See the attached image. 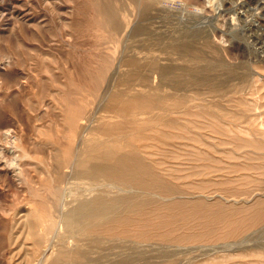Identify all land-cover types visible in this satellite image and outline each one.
Wrapping results in <instances>:
<instances>
[{
  "label": "bare ground",
  "instance_id": "6f19581e",
  "mask_svg": "<svg viewBox=\"0 0 264 264\" xmlns=\"http://www.w3.org/2000/svg\"><path fill=\"white\" fill-rule=\"evenodd\" d=\"M134 1L139 5L145 2L132 0V3ZM251 2L257 5L256 9L264 11V0ZM95 10L100 17H111V11L100 1ZM52 13L57 15L59 12L54 8ZM231 18V21L230 17L223 21L225 29L214 30L207 44L208 55L200 49L193 51L190 77L183 72L169 77L164 68L154 66V72L161 77L156 87H151L148 77L138 74L123 84L127 86L128 109L133 115L126 121L111 124L110 132L116 135L125 130L132 135L139 133L141 136H135L140 139L139 146L117 144L118 140L116 144L108 145L107 141L85 139L88 128L84 120L90 119L85 105L82 101L69 106V134L81 141L71 154L56 158V175L45 183L50 192V211L40 214L28 208L19 220L32 241L28 249H33L22 264H32L37 256L40 264H264V242L259 239L264 235V51L260 53L257 39L246 38L239 30L241 26L238 27L236 17L232 15ZM124 22L127 28V19L124 18ZM107 24L109 20L104 19L103 25ZM70 25L65 23L66 28ZM40 26L37 27L42 31ZM15 27L10 29L12 34L19 28ZM111 28L115 35L121 32L117 25ZM235 33L238 34L236 40ZM235 64L243 65L246 71L237 74L234 69H227ZM5 74L0 68V79ZM94 82L99 83V80ZM5 83L7 85L9 81ZM109 86L104 96L114 97ZM164 86L167 90H162ZM138 88L150 91L142 93ZM26 99L28 101V97ZM47 109L50 108L47 106ZM104 111L113 113L101 116L105 119L120 115L112 108ZM166 114H177V118L169 119ZM104 123L108 125V122ZM13 129L2 131L0 137L8 139L12 148H21L24 156L29 157L25 141ZM150 140L157 142L151 144ZM4 150L1 149L4 156H0V170L6 176L13 169L15 159L11 157L12 153ZM24 156L19 154L18 157ZM27 166L21 162V177L16 175L18 179L32 183L34 180ZM72 180L90 188L81 190L69 201L67 186ZM99 184L102 192L85 198L97 192ZM234 184L245 188L243 186L240 195L237 193L240 190H232L227 197L243 195L246 198L235 199L234 204L225 202L226 197L212 201L214 188ZM31 191L38 195L35 187L31 186ZM81 237L98 245H107L103 250L113 252H102L92 259L88 255L90 252L82 248ZM245 248L253 250L247 252Z\"/></svg>",
  "mask_w": 264,
  "mask_h": 264
},
{
  "label": "rangeland",
  "instance_id": "374dc122",
  "mask_svg": "<svg viewBox=\"0 0 264 264\" xmlns=\"http://www.w3.org/2000/svg\"><path fill=\"white\" fill-rule=\"evenodd\" d=\"M3 1V3L0 1V68L3 69L6 76L4 75L0 79V88L2 87L0 89V134L8 128H14L13 130L19 132V135L21 134L30 156H24V151L21 148H12L13 145L8 139L0 137V145L3 143L0 147V156H4L1 155V149L3 148L5 149L4 152L9 151V154L12 153L10 155L15 159L12 166L15 167L13 169L16 171L11 169V172L5 176V173L0 170V186L2 187H0V264H22L27 253L33 251V249H28L31 247L32 241L28 239L26 229L21 228L19 220L22 219L28 208V210L39 211L40 214L50 211V192L45 183L47 184V180H50L54 174L56 175L54 172L56 158L71 154L81 141L80 138H75L69 134L67 112L70 105L80 104L82 101L85 105L84 109L90 118L88 121L84 120L85 127L88 128V133L84 135L85 139L95 138L96 141H107L108 145H114L118 140L117 144L139 146L140 139L135 137L139 133L132 135L129 130H125L117 136L110 132L111 124L132 118L133 114L128 109L127 86H123V84H126L135 74L148 77L151 81V87H156L161 80L160 75L154 72V66L164 68L165 74L169 77L181 72L186 77H190L193 66V51L200 49L205 55H208L207 44L211 35L217 28L225 29L222 23L229 20V17V21H231L232 15L236 17L238 27H242L239 30L244 32V36L250 40L257 39L258 49L259 51L262 50L260 53L264 51L262 49V46H264V11L256 9L257 5L251 0H145L140 5L135 1L132 3V0ZM49 1L50 4H47ZM98 1L111 11L110 18L108 16L107 18L106 16H98L95 10ZM80 4L83 5L79 6ZM53 5L63 15L53 14ZM68 9H71V12ZM65 11L69 13L66 14ZM260 12L262 13L260 14ZM76 16L78 17L76 18ZM124 18L129 23L127 28L125 27ZM64 19H67L66 22L71 23L70 28L68 26L66 28ZM104 19H108L109 24L103 25ZM61 24L64 26H61ZM15 25L19 28L16 34H12L10 29ZM114 25L121 29L118 35H115L113 28H111ZM37 26H40L42 31ZM233 36L236 40L238 34L235 33ZM14 37H16V40ZM223 42L221 40V43ZM28 59H31V62ZM27 61L28 63H26ZM9 63H11L10 66ZM28 66L32 70L28 69ZM231 68L237 74L246 71V67L243 65L235 64V67H227V69ZM15 78L18 82L14 81ZM95 79H98L99 83H95ZM7 80L9 83L6 85ZM109 83H111L110 86ZM10 84L13 86L11 87ZM108 86L111 88V93L115 95L114 97L104 96ZM166 88L164 86L162 90H167ZM138 89L142 93L150 91L149 89ZM152 92L155 93L154 90ZM116 95L121 96L116 97ZM27 97L28 101H26ZM29 101L31 104L28 103ZM5 103L9 105H5ZM47 106L50 109H47ZM20 107L22 110H20ZM110 108L117 110L120 115L112 119L101 117L113 114L104 111ZM156 113L158 112L155 111ZM15 116L16 118H14ZM166 117L176 119L177 114H166ZM142 118L140 117V119ZM104 122H108V125ZM6 142L10 144H6ZM150 142L154 144L157 140H150ZM152 151H154V148ZM15 153L18 155L16 156ZM19 154L24 157H18ZM18 161L20 162L18 163ZM21 162L28 165V171L34 182H25V180L18 179L17 175L21 177L22 172ZM11 183L12 185H10ZM31 186L38 190V195L32 194ZM231 186L214 188L211 191V196L214 197L212 201L223 200L222 198L226 197L228 200L225 198V202L234 204L235 199L246 198L243 195L240 198L227 197L231 195L230 191L232 190V192L240 190L237 192L240 195L244 185L234 184V186ZM98 187L97 192L88 194L85 198H91L95 194L101 193V184ZM85 188L89 189L90 187L84 184L78 185L75 180H72L67 186L69 201L73 195ZM27 204L28 207H26ZM45 207L48 210L44 212ZM15 220L16 224H14ZM18 223L19 226H17ZM81 239L82 248L90 252L88 255L92 259L97 258L102 252H113L109 249L107 251L103 250L107 245H98L87 238L81 237ZM259 239L264 242V235ZM43 248L44 246L41 249ZM245 249L247 252L253 250L251 248ZM91 250L94 253L93 255ZM37 258L38 256L35 257L32 264H40L36 260Z\"/></svg>",
  "mask_w": 264,
  "mask_h": 264
}]
</instances>
